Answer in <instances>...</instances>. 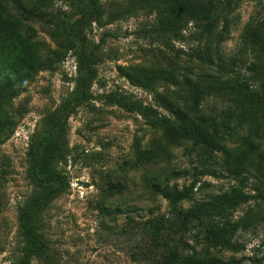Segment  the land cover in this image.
<instances>
[{"label": "rangeland", "instance_id": "rangeland-1", "mask_svg": "<svg viewBox=\"0 0 264 264\" xmlns=\"http://www.w3.org/2000/svg\"><path fill=\"white\" fill-rule=\"evenodd\" d=\"M46 11L61 39L33 25L37 38L56 50L64 42L65 49L62 61L41 71L13 102L22 117L0 145V264H161V250L145 231L169 206L152 185L170 179L182 189L195 182L192 200L179 206L188 211L239 184L228 168L241 170L252 197L229 220L238 225L237 250L210 247L193 232L182 240L202 260L264 264V86L252 81L257 59L249 43L264 23V0H234L210 51L205 39L193 41L191 25L182 39L157 36L151 0L133 6L130 0H51ZM197 51L209 54L212 64L203 65ZM131 67L172 68L193 82L222 87L203 108L223 133L225 123L234 128L226 151L212 159L189 156L138 113L109 104L106 97L120 93L171 117L155 94L120 71ZM172 89L158 85L162 94ZM138 147L161 161L134 167ZM37 153L51 160L55 183L45 182L53 177L35 166ZM113 184L120 190L110 191ZM55 189L60 192L43 204Z\"/></svg>", "mask_w": 264, "mask_h": 264}, {"label": "trees", "instance_id": "trees-1", "mask_svg": "<svg viewBox=\"0 0 264 264\" xmlns=\"http://www.w3.org/2000/svg\"><path fill=\"white\" fill-rule=\"evenodd\" d=\"M50 1L0 0V145L12 137L22 117L21 110L13 104L14 100L27 90L30 82L41 71L53 69L62 61L65 43H60V50L51 49L48 44L37 38L32 27L39 25L51 38L61 39L59 32L53 29L46 11ZM141 2L142 0H130L132 6ZM233 2L234 0H151L157 15L153 32L164 41L170 42L184 38L183 32L191 25L193 33L190 36L193 41L202 42L205 39L210 51L209 45L217 35L218 25ZM249 43L257 59L251 67V72L256 73L252 81L260 82L264 86V23L251 33ZM196 56L203 65L212 64L209 54L203 55L197 51ZM120 71L131 83L155 94V101L165 108L171 117L163 116L155 109L120 93L109 94L106 97L109 104L117 105L131 113H138L152 129L161 133L167 144L184 147L189 156L198 159L206 156L212 159L218 152L226 151L225 139L233 137L230 131L234 128L225 123L227 133H223L218 120L208 115L203 108V103L221 93L222 87L205 84L201 80L193 82L189 76L181 77L172 68L131 67ZM160 83L172 86V91L167 94L159 93ZM57 130L58 127L52 136ZM136 153L134 167L161 161L159 156L149 149L141 150L138 147ZM228 164L226 161L222 167L228 168ZM35 166L41 173L53 177L45 182H56L52 162L45 154H36ZM228 171L235 180L240 178L239 184L231 186L209 201L194 204L188 211L179 210V206L192 200L195 182L182 189L176 185L171 186L170 179L152 185L153 193L167 201L169 206L167 215L155 219L145 231L151 236L153 244L161 250V264H226L218 259L202 260L196 253H190L189 245L182 240L190 232L210 247L237 250L232 237L238 231V225L229 220L232 213L252 197L244 192V185L248 180L246 177L241 178V170L228 168ZM195 172L193 177L197 175ZM172 175L180 176L179 172ZM118 189L120 190V185L113 184L110 187V191L115 192ZM59 192L60 189L52 191L43 199V204L48 203ZM167 230L173 232L169 240L162 236ZM26 232L32 236L28 229ZM178 235L180 238L175 239ZM38 245L39 249L43 248L40 243Z\"/></svg>", "mask_w": 264, "mask_h": 264}]
</instances>
